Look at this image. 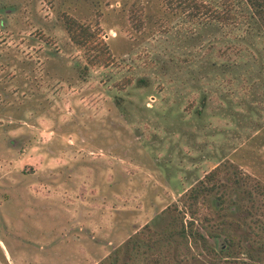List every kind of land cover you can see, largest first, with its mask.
Instances as JSON below:
<instances>
[{
	"label": "rangeland",
	"instance_id": "rangeland-1",
	"mask_svg": "<svg viewBox=\"0 0 264 264\" xmlns=\"http://www.w3.org/2000/svg\"><path fill=\"white\" fill-rule=\"evenodd\" d=\"M234 4L219 24L163 0H0V264H264V21Z\"/></svg>",
	"mask_w": 264,
	"mask_h": 264
},
{
	"label": "trees",
	"instance_id": "trees-1",
	"mask_svg": "<svg viewBox=\"0 0 264 264\" xmlns=\"http://www.w3.org/2000/svg\"><path fill=\"white\" fill-rule=\"evenodd\" d=\"M167 9L174 13L188 15L190 17H201L211 23L230 24L235 23L237 14L235 12L234 0H222L221 6L205 3L201 0H163ZM245 2L250 10L249 18H255L264 21V0H238ZM251 14V15H250ZM130 17L133 24L140 30L143 27L142 10L132 6ZM237 23V22H236ZM64 29L70 41L77 47L83 49L86 63L89 67H106L112 58L107 44L99 38L97 31L84 25L72 17H65L63 21ZM220 169L216 167L209 172L199 186L192 188L185 195V205L190 213V225L199 217V200H202L208 194H211L217 186V176ZM217 238L216 236H212ZM223 244V245H222ZM222 246L218 249L231 248L234 243L229 237H224ZM145 264H158L157 260H149Z\"/></svg>",
	"mask_w": 264,
	"mask_h": 264
}]
</instances>
